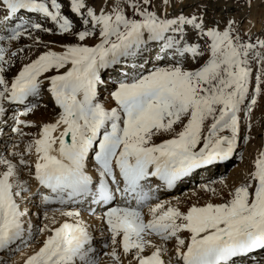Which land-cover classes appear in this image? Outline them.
I'll use <instances>...</instances> for the list:
<instances>
[{
  "label": "snow or ice",
  "instance_id": "1",
  "mask_svg": "<svg viewBox=\"0 0 264 264\" xmlns=\"http://www.w3.org/2000/svg\"><path fill=\"white\" fill-rule=\"evenodd\" d=\"M183 7L68 0L72 19L60 0H0V124L17 137L0 154V264H264V147L203 204L159 195L247 144L264 100V25ZM45 95L53 118L22 119Z\"/></svg>",
  "mask_w": 264,
  "mask_h": 264
},
{
  "label": "rangeland",
  "instance_id": "2",
  "mask_svg": "<svg viewBox=\"0 0 264 264\" xmlns=\"http://www.w3.org/2000/svg\"><path fill=\"white\" fill-rule=\"evenodd\" d=\"M60 2L64 5V13L74 19L72 17V14L70 13L68 9V0H60ZM183 11L187 15L190 12L193 11H200V10H205V19L206 20H211L212 18L216 19H228L232 18L235 19L236 21L240 22V27L241 31H246L250 24H254L255 27L252 28L253 33L259 34L262 31V25H264V0H183ZM201 5V6H199ZM249 5H251L249 7ZM230 10L231 14L229 16H223V11ZM169 12L172 14H176L178 9L177 8H169ZM75 22V20H74ZM77 27L79 25L77 24ZM53 41H56L55 38H58V42L60 40L59 37L51 36ZM26 43H31V41H26ZM107 95V93L103 94ZM103 100V98H102ZM264 105V100L258 101V105L254 108L252 115H251V121L255 120V115L256 112L260 111L261 108H263ZM111 102L106 103V107H110ZM253 117V118H252ZM22 119H26L25 117H22ZM36 124H39L41 122H47V120L44 119H28ZM257 121L252 125L251 131L247 132L246 130L242 129V132L244 134H249V133H254L253 137L249 140L247 144L244 143V148L238 147L236 152L233 154V156L225 161L223 163L222 168L220 171L217 169L215 170V174L212 172L211 176H207L209 178H205L204 174H200L201 176L199 177V174L194 176V178L190 181L184 182L180 185L178 188H174L168 192H162L160 193V198L163 200H169L173 203V205L177 204V201L179 202L180 207L186 208L190 206L193 203L196 204H203L205 201L209 198L208 194L204 193L201 190H198L199 188V181L203 179H210L208 181L209 187H215L218 192L221 191L222 185L219 183L221 179L225 181L229 186L233 185L234 182L231 184L228 182L229 181V175L231 170L236 169V168H242V166L245 167L249 163L248 161V152H247V147L254 146V150L261 149V147H264V135H263V126H262V119L259 117V119H256ZM11 125V120L9 121ZM246 121H242L244 123ZM5 129V128H4ZM7 129V131H6ZM6 129L4 130V135L0 136V154L4 153L5 147L9 150H11V145L17 141V137L14 134L10 133L9 127L7 126ZM25 132H32L33 134L36 132L35 128L31 129H23ZM5 141L7 142V145L5 144ZM27 142V138H23L22 142L20 143L19 147L20 150L22 151L24 148V144ZM253 143V144H252ZM257 146V147H256ZM260 146V147H259ZM245 163V164H244ZM204 172H207V169L204 170ZM204 177V178H202ZM210 183V184H209ZM203 185V184H202ZM32 190L35 191V184L32 186ZM198 190L196 194H191L192 196H188V193L190 191H195ZM226 193V190H224ZM191 193V192H190ZM187 195V196H186ZM189 197V198H187ZM193 198V199H192ZM214 199H219V196L217 197H211V201L215 202ZM220 202V200L218 201ZM183 204V206H182ZM35 210H30V212H35ZM145 213H147V208L144 209ZM51 215V212L49 213ZM87 215L86 213L83 214ZM99 215V214H98ZM97 215H94L92 217H87L85 220L86 222L90 225V231L93 234V236L96 238L97 241L100 240V229L104 227L102 225L101 220L99 219L100 216L96 217ZM32 221L34 226L38 224H42L44 221L38 220L35 215L32 216ZM93 221H92V220ZM96 220V222H95ZM98 220V221H97ZM98 223V224H97ZM101 223V224H100ZM39 240L43 239V236H40L38 238ZM38 246V245H36ZM97 247H99V244L97 243ZM31 249H25V252L30 251ZM22 258V254L18 253L14 256L11 257V260L13 261V264H17Z\"/></svg>",
  "mask_w": 264,
  "mask_h": 264
},
{
  "label": "bare ground",
  "instance_id": "3",
  "mask_svg": "<svg viewBox=\"0 0 264 264\" xmlns=\"http://www.w3.org/2000/svg\"><path fill=\"white\" fill-rule=\"evenodd\" d=\"M199 6H201V5H199ZM64 11V10H63ZM231 11L230 10H225V11H223V16H229L231 13H230ZM66 15H67V13H66ZM33 19H35V17L33 16ZM53 37V36H52ZM46 39H49V40H52V38L51 37H46ZM56 39V41L58 42V38H55ZM105 78H107V77H105ZM103 94H105V93H103ZM102 98H103V95H101V100H102ZM40 103L41 104H48V109L47 110H45L43 107H38L35 111H34V113H32V114H30L28 117H26V119H44V120H47V121H50L52 118H53V111H52V101L50 100V98L47 96V95H45L44 96V98H43V100L42 101H40ZM259 117L262 119V126H263V135H264V105H263V108H261V110L260 111H258V112H256V115H255V120H252L251 121V124L253 125L257 120V118L259 119ZM253 118V117H252ZM10 121V120H9ZM8 121V125L10 124V122ZM0 127H3V128H5L6 129V127L7 126H4V125H2V124H0ZM4 129V130H5ZM6 131H7V129H6ZM8 132V131H7ZM244 134V133H243ZM254 133H249V134H247L248 136H250V137H253L254 135H253ZM246 135V134H245ZM244 140H241L240 142H239V144H240V146L239 147H242V148H244ZM253 144V143H252ZM257 147V146H256ZM260 147V146H259ZM258 148V147H257ZM257 148H256V150H254V146L252 145V146H250V147H247V152H248V161H249V163L247 164V165H245V167L244 166H242V168H236V169H233V170H231V172H230V175H229V183L231 184L232 182H234V183H238L239 181H240V179H241V177H242V174H243V172H244V170L245 169H247L249 166H250V164H251V160H252V158L256 155V153H257V151L258 150H260V149H258L257 150ZM262 148V147H261ZM227 161V160H226ZM223 162H225V161H222V162H219V163H217V164H215V165H211V166H209L208 168H206L207 169V172H204V170L205 169H201V170H198L197 171V173L194 175V176H196V175H198L199 174V177L201 176L200 174H202V173H205L204 174V177L205 178H209V177H207V176H211L212 174V172L215 174L216 172H215V170L217 169L218 171H220V169L222 168V166H223ZM245 164V163H244ZM221 172V171H220ZM194 176H192V177H189V178H186L185 180H184V182H187V181H190V180H192L193 178H194ZM204 177H202V178H204ZM210 179H203V180H201V181H199V183H201V184H199V188H198V190H201V186H202V184L204 185V184H208V181H209ZM183 182V183H184ZM182 183H180V184H178L175 188H178V187H180V185H181ZM210 184V183H209ZM198 190H195V191H190L189 193H188V196L190 197V196H192L193 197V195H191V194H196L197 192H198ZM187 196V195H186ZM189 197H187V198H189ZM191 198V197H190ZM193 199V198H192ZM215 200V202H218L219 201V199H214ZM212 202V201H211ZM176 205V204H175ZM182 206H183V204H182ZM179 207H180V205H179ZM181 208V210H184V208H182V207H180ZM30 210H35V208H32L31 206H30ZM87 214V213H86ZM99 214V215H98ZM95 215H97L96 217H98V216H100V212L99 211H97L96 212V214ZM33 216V215H32ZM32 216H31V218H32ZM88 217V215H84V219H86ZM92 220V219H91ZM93 221V220H92ZM98 221V220H97ZM33 222V221H32ZM95 222H96V220H95ZM90 224V223H89ZM98 224V223H97ZM101 224V223H100ZM103 225V224H102Z\"/></svg>",
  "mask_w": 264,
  "mask_h": 264
}]
</instances>
